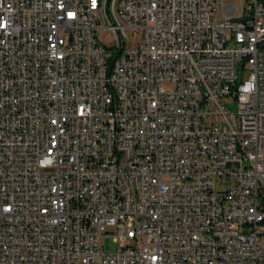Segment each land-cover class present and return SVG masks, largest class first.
Returning a JSON list of instances; mask_svg holds the SVG:
<instances>
[{
  "label": "built area",
  "instance_id": "built-area-1",
  "mask_svg": "<svg viewBox=\"0 0 264 264\" xmlns=\"http://www.w3.org/2000/svg\"><path fill=\"white\" fill-rule=\"evenodd\" d=\"M233 2L0 0V264H264V0Z\"/></svg>",
  "mask_w": 264,
  "mask_h": 264
},
{
  "label": "bare ground",
  "instance_id": "bare-ground-1",
  "mask_svg": "<svg viewBox=\"0 0 264 264\" xmlns=\"http://www.w3.org/2000/svg\"><path fill=\"white\" fill-rule=\"evenodd\" d=\"M122 0H113V3H121ZM107 0H98V9H106ZM234 10L233 0H225V7H222V14H230Z\"/></svg>",
  "mask_w": 264,
  "mask_h": 264
},
{
  "label": "rangeland",
  "instance_id": "rangeland-1",
  "mask_svg": "<svg viewBox=\"0 0 264 264\" xmlns=\"http://www.w3.org/2000/svg\"><path fill=\"white\" fill-rule=\"evenodd\" d=\"M167 87H169V85H167ZM107 230L110 231L111 228L108 227ZM101 243H102V246H103V250L106 251V252H113L118 246V243H116V242H114L112 240V236L111 235L103 236L101 238Z\"/></svg>",
  "mask_w": 264,
  "mask_h": 264
}]
</instances>
